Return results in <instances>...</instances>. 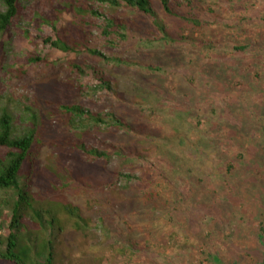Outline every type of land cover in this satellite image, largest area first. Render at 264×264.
I'll return each instance as SVG.
<instances>
[{
    "label": "rangeland",
    "instance_id": "rangeland-1",
    "mask_svg": "<svg viewBox=\"0 0 264 264\" xmlns=\"http://www.w3.org/2000/svg\"><path fill=\"white\" fill-rule=\"evenodd\" d=\"M243 1H202L201 19L209 21L215 14L223 18L215 30L207 28L213 44L179 40L171 26L181 23L159 13L173 36L167 43L151 39L161 34L145 18L156 35L123 31L110 37L112 44L93 30L87 46L100 55L93 56L86 49L66 53L43 43L60 38L72 46L79 18L86 20L74 18L71 6L77 0H19L18 16L0 37V113L11 116L16 136L34 125L42 134L33 144L38 149L32 189L36 208L44 203L57 218L61 205L52 203L62 197L61 204L79 208L87 219V237L66 232L51 239L62 244L71 264H131L132 259L140 262V256L142 264H239L245 258L264 264V42L236 51L246 41L232 39L228 28L240 35L241 26L221 12L236 15ZM249 1L246 19L264 27V0ZM88 66L102 70L116 94L94 91L96 78ZM62 104L111 112L144 126L146 134L136 141L110 123L96 128L87 121L90 135L83 138V128L70 126L68 117L57 112ZM77 140L112 158L93 161ZM127 142L145 157L120 159L108 147ZM73 154L80 160L67 157ZM141 167L153 174L159 193L153 203H142V188L125 179L115 188L86 190L71 173H86L87 168L109 180L117 171L139 176ZM8 219L9 212L1 207L0 237L7 235ZM124 222L133 225L132 232ZM144 233L150 234L146 247L139 252L126 247L128 237L140 242Z\"/></svg>",
    "mask_w": 264,
    "mask_h": 264
},
{
    "label": "trees",
    "instance_id": "trees-1",
    "mask_svg": "<svg viewBox=\"0 0 264 264\" xmlns=\"http://www.w3.org/2000/svg\"><path fill=\"white\" fill-rule=\"evenodd\" d=\"M202 1L203 0H77L78 3H76L75 6H71L75 12L74 18L80 16L86 17V20L79 18L80 27H77V38L72 41V46L69 47V45L60 38L54 40L47 38L43 40V43L66 53L86 49L89 51V54L93 56H100L96 50H91L87 46L89 43L88 37L93 30L97 31L99 36L105 37L106 41L112 44L113 42H111L110 37H112L113 34L118 35L123 31L129 34L134 33L139 37H141V35H156V32H158L161 36H154L151 39L155 41L156 38H161L164 43H167L170 37L172 38L173 36L170 31H167L164 26V21L159 17V13H162L164 19L177 20L181 23L179 27L171 26L176 36L178 35L177 38L179 40H190L194 43L199 42L202 45L213 44L214 40L210 39L207 28L215 30L223 18H221L220 15L216 18L215 14V16L210 17L209 21L201 19L200 13L205 11V8L201 5ZM0 3L4 7V11L0 12L1 37L19 14V0H0ZM93 4H97V6L94 7ZM250 7L251 2L249 0H244L242 5L238 6L236 15L230 16L227 10H221L228 18L234 17V19H237V25L241 26L240 35H236L234 28H228L229 35L232 36H230L232 39L239 42L246 41L244 45L234 47L238 52H244L247 45L258 46L260 41L264 42V27L252 25L245 17ZM104 8L112 11L114 15L110 14V17L106 15L103 11ZM116 12L123 13L126 16L122 15V17H118L115 15ZM128 14L130 15L127 16ZM145 18L152 19L153 27L156 31L155 33L147 27L146 22L143 21ZM97 21H100L98 25L96 24ZM145 27L146 30H143ZM180 31L181 34L178 33ZM185 32H187V35L183 36ZM120 38H124V35H121ZM204 50L208 54L211 52V48L208 49L207 46ZM38 60L39 59H34V61ZM29 61L33 60L29 59ZM73 66L78 72H83L80 66ZM88 68L93 70L96 78L94 91H106L116 94L115 90L112 88V82L104 77L102 70H98L97 66H88ZM148 68L155 72L160 71L159 66H151ZM117 96L120 101L125 102L122 95ZM57 112L68 117L66 122L70 126L83 128V131L79 132L83 138H87L90 135L89 130L86 129L87 125L85 123L87 121L96 128L105 124L109 126L110 123L116 130H123L127 135L134 139L136 138V141H140L142 136L146 134L144 126H133L111 112L101 113L102 111H88L81 104H62L59 109H57ZM31 117L35 122V116L32 115ZM35 138H42L41 133H36L35 125L24 134L16 136L12 127L11 116L5 110L1 111L0 191L3 192V197L0 198V208L3 207L9 212V221L4 222L7 224L6 237H0V264H71V258L65 256L62 252V244H52L51 239L56 240L59 235L66 232H73L71 234H80L87 237L86 232L89 231L88 222L86 218L80 215L79 208L72 207L65 203L61 204L59 201L63 200L62 197L56 196L55 198L58 202H55L56 199L54 198V203H52L53 205L55 203L61 205V211L60 213L57 212V218L52 213V209H45L44 203H41L40 208H36V203L32 197L34 194L32 189L35 187L33 178L37 177L34 172V169L36 170L35 166L38 156V149L33 148ZM77 143L82 148V153L92 156L93 161L104 160L108 163L112 158L107 151L99 150L98 148L87 149L82 140H77ZM108 147L113 150V155L120 159H127L129 157L139 159L145 157L132 142H127L123 147H115L109 144ZM67 157L69 159L80 160V157L75 154L68 155ZM68 164L70 165V163ZM68 164H64L66 170L68 169ZM91 172L92 171H89L87 168L86 173L82 172L81 169L76 170L77 174L71 171L72 175L77 177L75 181L79 182L81 187L86 190L93 189L104 191L107 188H115L122 179H125V182L137 184L142 188V203H153L156 198L159 197V193L155 191L154 182L151 180L153 174L150 172V169L141 167L139 176L117 171L112 173V178H109V180L107 174H104L105 176L100 174L93 175ZM85 176H87L86 179H84ZM165 203L167 204V202ZM123 225L129 232H132L134 229L133 225L128 222H124ZM138 228L140 229V226H138ZM83 229L84 233H80V230ZM129 234L130 233H126V235ZM149 241L150 234H146L145 239L140 242L128 237L127 242L129 244L126 247L130 248L131 251L135 252L137 250L139 252V250L143 249L142 247L147 246ZM126 247H121L120 251L128 253ZM133 254V252L130 253L131 257L134 256ZM138 260H140V262L134 261V259L130 260V262L131 264H142L141 256ZM238 263L256 264V261L251 258H249V260L245 258L244 260L240 259Z\"/></svg>",
    "mask_w": 264,
    "mask_h": 264
}]
</instances>
